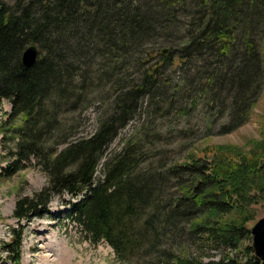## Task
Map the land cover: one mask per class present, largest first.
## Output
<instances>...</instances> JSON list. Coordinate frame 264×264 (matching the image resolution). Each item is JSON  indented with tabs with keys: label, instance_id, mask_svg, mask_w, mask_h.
Masks as SVG:
<instances>
[{
	"label": "trees",
	"instance_id": "1",
	"mask_svg": "<svg viewBox=\"0 0 264 264\" xmlns=\"http://www.w3.org/2000/svg\"><path fill=\"white\" fill-rule=\"evenodd\" d=\"M28 45L37 57L25 66ZM166 67L193 68L186 92L192 87L194 99L225 117L221 131L237 127L264 80V0H0V100L10 104L8 118L19 121L6 122L13 140L0 176L30 157L47 175L37 192L14 202L12 217L42 216L52 194L82 195L71 204L74 220L90 242H106L117 261L130 264L142 252L155 264H259L247 223L253 206H264V113L260 137L246 150L214 145L205 156L140 169L132 141L93 180L105 147L143 100L156 112L176 104L164 87ZM94 80L106 87L108 110L91 134L70 139L74 132L64 135L60 116H80ZM49 129L56 131L51 143ZM170 181L175 193H165ZM11 232L8 259L17 264L21 234ZM178 240L186 244L171 250ZM203 245L222 248L219 257L201 253Z\"/></svg>",
	"mask_w": 264,
	"mask_h": 264
},
{
	"label": "rangeland",
	"instance_id": "2",
	"mask_svg": "<svg viewBox=\"0 0 264 264\" xmlns=\"http://www.w3.org/2000/svg\"><path fill=\"white\" fill-rule=\"evenodd\" d=\"M4 1L8 2V0ZM180 25L183 26L182 22ZM180 34L181 32L176 33L175 36ZM259 37H262V33ZM257 42V49L260 53L262 50L260 38ZM153 58L159 60V56ZM161 71L163 79L168 80L167 85L164 86L166 94L173 93L172 96L177 100L176 104L171 111L156 112L155 108L147 106L143 100L132 118L117 130L115 136L105 147L103 156L93 174L95 182L102 176L103 162L119 153L132 141L139 148L137 168L154 169L159 165L167 166L185 162L192 155L205 156V152L214 145L228 144L246 150L253 140L260 137L259 130L264 113V80H261L254 95V101L246 120L234 129L224 132L219 129V125L225 121V117L211 114L210 111L215 110V107L206 108L203 98L194 99L192 87L186 92L184 77L186 72L187 76H191L193 68L186 71L184 67L179 69L166 67ZM101 86L94 80L91 89L87 88L88 97L83 103H87V106L80 116L71 110H67L64 113L65 116H60L58 124L65 126L64 135L74 132L70 139H75L87 136L96 129L99 117L108 110L109 98L106 87ZM192 99L194 104L190 107ZM158 106L163 108V105ZM9 110V102L4 99L0 100V170L10 158L7 150L9 152L13 140L7 137L12 134L6 123L10 120L7 116ZM180 111L183 112L179 113ZM10 122L17 124L19 121L15 122L11 119ZM55 136L54 129H49V133L46 132L45 135L48 143L56 141ZM62 146L63 144H55L54 148L58 149ZM29 159L28 163H24L23 167L12 175L0 176V264H11L8 261L10 252L6 246L14 241L15 233L11 232V229L21 234L18 264H128V262L117 261L106 242L102 240L97 243L90 242L88 236L74 220L71 204L82 195L74 197L65 192L52 194L46 205L47 212L42 216H31L21 220L12 217L14 202L20 197L31 196L47 181V175L40 165H37L33 158ZM170 182L171 185L166 183L163 186L165 193L177 191V187L172 181ZM253 207L254 216L247 223L249 226L264 215V206L254 205ZM179 242L181 245L186 244L185 241L178 240L170 246L171 250H177ZM221 250L222 248L212 250L203 245L200 252L212 254L209 258L216 259ZM191 252L195 254L198 251L192 248ZM229 252L232 251L229 250ZM207 258V256L203 257V259ZM155 263L154 258L143 257L142 252L138 253L136 259L131 258L130 261V264Z\"/></svg>",
	"mask_w": 264,
	"mask_h": 264
},
{
	"label": "water",
	"instance_id": "3",
	"mask_svg": "<svg viewBox=\"0 0 264 264\" xmlns=\"http://www.w3.org/2000/svg\"><path fill=\"white\" fill-rule=\"evenodd\" d=\"M165 52V49L162 50ZM37 57V50L33 45H28L21 53V61L25 66L33 64ZM251 250L253 257L259 264H264V215L260 216L249 228Z\"/></svg>",
	"mask_w": 264,
	"mask_h": 264
}]
</instances>
